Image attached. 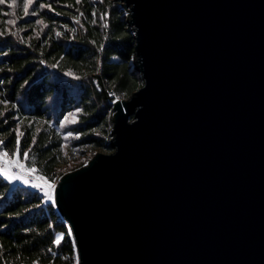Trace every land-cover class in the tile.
I'll return each mask as SVG.
<instances>
[{"label": "water", "instance_id": "water-1", "mask_svg": "<svg viewBox=\"0 0 264 264\" xmlns=\"http://www.w3.org/2000/svg\"><path fill=\"white\" fill-rule=\"evenodd\" d=\"M120 1L141 85L57 180L76 264H264V0Z\"/></svg>", "mask_w": 264, "mask_h": 264}, {"label": "trees", "instance_id": "trees-1", "mask_svg": "<svg viewBox=\"0 0 264 264\" xmlns=\"http://www.w3.org/2000/svg\"><path fill=\"white\" fill-rule=\"evenodd\" d=\"M11 4L0 3V151L56 182L65 144L70 152L112 151L107 146L112 128L108 92L129 97L141 85L131 64L134 37L116 0ZM71 113H76V123L66 121L61 127ZM18 126L23 133L19 152ZM69 132L72 136L65 140ZM57 236L62 237L59 245ZM0 264H76L69 229L53 203L2 174Z\"/></svg>", "mask_w": 264, "mask_h": 264}, {"label": "snow or ice", "instance_id": "snow-or-ice-1", "mask_svg": "<svg viewBox=\"0 0 264 264\" xmlns=\"http://www.w3.org/2000/svg\"><path fill=\"white\" fill-rule=\"evenodd\" d=\"M80 0H77V3H79ZM0 3H4V0H0ZM16 0H12V4L10 6H15ZM29 3H32V0H29ZM41 7H44L43 5H41ZM24 10L25 13L27 14L29 9H28V4L24 5ZM32 14H35L34 12ZM101 19H105V17H101ZM8 23H14V21H8ZM37 24H43V21H36ZM93 23H95V20H93ZM46 26V25H45ZM104 27L107 28V24H104ZM57 36L60 35L59 32L56 33ZM115 103V101H113ZM0 115H2V113H0ZM65 121H67L68 123H76V113H71L69 114V117H65ZM64 126V122H61V127ZM17 133V141H16V151L19 152L20 151V139L19 137L23 135L22 132H20L19 130V126L17 127V129L15 130ZM72 136V133L69 132L67 135H65L64 139L67 140L69 139V137ZM76 138L78 139L79 136H76ZM0 143H2V141H0ZM33 143H35V137H33ZM4 156H7L8 153H4ZM25 158H28V156L30 155L29 152H25L24 154ZM3 157H0V159H2ZM12 164H17L21 169H23V165H20L18 163V161H12V162H6V167L2 170L3 175L5 176L6 179H8L9 181L11 180H23L24 183H28L27 180L24 179V175H30L32 172H35L36 169L35 168H29L27 170L26 173H24V175H14V174H10L8 171V168L10 166H12ZM42 179V178H41ZM55 182H53L52 184L47 183V181L44 182V184H39V183H33L32 187L33 188H43L44 190V196L47 197L49 200H52V196L50 195L49 189L53 188ZM62 237L57 236L55 243L57 245L60 244Z\"/></svg>", "mask_w": 264, "mask_h": 264}, {"label": "rangeland", "instance_id": "rangeland-1", "mask_svg": "<svg viewBox=\"0 0 264 264\" xmlns=\"http://www.w3.org/2000/svg\"><path fill=\"white\" fill-rule=\"evenodd\" d=\"M119 2V4H122L123 2L122 1H118ZM121 96V100H127L129 97H126V96H122V95H120ZM66 121H64V123H65ZM110 138H111V135H110ZM110 140V139H109ZM108 140V141H109ZM67 144H65L64 145V150H63V154H64V161L61 163V173H62V175H64V174H66V173H69V172H71V171H74V170H76V169H79V168H81L82 166H84L91 158H93L97 153H110V152H104V151H101V150H99V149H88L87 151H84V152H78V151H75V150H73V151H67L66 150V146ZM1 153L2 154H4V152H2L1 151ZM5 158H6V160L8 161V162H12V161H18V163L20 164V165H23L24 167H23V171L24 170H28L30 167H27V166H25V164L17 157V156H9V155H7V156H4ZM2 170L3 169H1L0 170V174H2L3 175V173H2ZM38 174V173H37ZM61 175V176H62ZM4 176V175H3ZM4 178H5V176H4ZM6 179V178H5ZM45 179V178H44ZM6 180H8V179H6ZM46 180V179H45ZM9 181V180H8ZM48 181V180H47ZM10 183H12L13 185H16V183L14 182V180H11V181H9ZM50 182V181H49ZM51 183H53V182H51ZM55 183H57V181L55 182ZM44 196V195H43ZM47 198V197H46ZM47 200H49L48 198H47ZM50 201V200H49ZM51 202V201H50ZM76 263H77V257H76Z\"/></svg>", "mask_w": 264, "mask_h": 264}, {"label": "built area", "instance_id": "built-area-1", "mask_svg": "<svg viewBox=\"0 0 264 264\" xmlns=\"http://www.w3.org/2000/svg\"><path fill=\"white\" fill-rule=\"evenodd\" d=\"M99 74V73H98ZM94 83L96 84V86L98 87L99 90H101L100 84H99V80L97 79V77L94 78ZM108 96L111 99L110 102L111 104H113V101H118L121 100V96L119 94H117L115 91L111 90L108 92ZM0 157H3L2 159H0V170L4 169L7 165L6 162H8L6 160V158L4 157V155L1 153L0 151ZM8 171L10 174H14V175H24V173H26V170H22L17 164H12V166H10L8 168ZM1 173V172H0ZM42 178V179H41ZM24 179L28 181V183H24L23 180H14V182L16 183V185L27 188L31 191H34L36 193H38L39 195H44V190L43 188H33L32 184L35 183H39V184H44L45 180L44 177H42L41 175L32 172L30 175H24ZM47 183L52 184L51 182L47 181ZM55 187H56V183H54L53 188L49 189L50 195L52 196V200H50L52 203L54 201V191H55Z\"/></svg>", "mask_w": 264, "mask_h": 264}]
</instances>
